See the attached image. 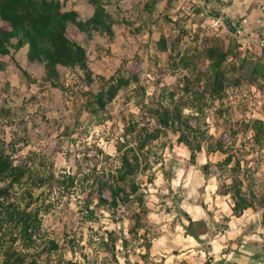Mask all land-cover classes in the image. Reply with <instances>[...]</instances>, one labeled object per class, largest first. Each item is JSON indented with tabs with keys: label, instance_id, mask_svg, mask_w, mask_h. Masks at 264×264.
Returning <instances> with one entry per match:
<instances>
[{
	"label": "rangeland",
	"instance_id": "rangeland-1",
	"mask_svg": "<svg viewBox=\"0 0 264 264\" xmlns=\"http://www.w3.org/2000/svg\"><path fill=\"white\" fill-rule=\"evenodd\" d=\"M90 1L66 0L62 10L85 21L93 11ZM101 3L114 22L112 35L67 27L68 38L85 50L90 81L77 67H58V79L48 80L42 64L27 61L26 46L0 55V152L41 179L38 187L14 186L4 200L16 209L26 206L37 225L25 240L20 226L0 215V264L8 255L10 264H264V140L253 145L248 127L253 120L264 123V86L240 80L213 99L204 85L206 48L226 50L231 43L220 13L231 2ZM251 33L237 39L233 54L264 63V33ZM227 74L238 75L230 68ZM111 77L129 84L93 112L92 95ZM174 104L186 118L183 131L201 148L194 161L179 133L161 129L152 113ZM129 124L137 130L125 133ZM155 129L161 130L157 138L138 150L142 136L136 132ZM219 144L227 154L244 145L233 154L240 163L235 174L229 169L235 160L228 168L220 165L226 154L216 150ZM131 147L145 167L135 175L143 205L109 208L100 199L110 200L106 184ZM232 175L252 205L238 219L231 213Z\"/></svg>",
	"mask_w": 264,
	"mask_h": 264
},
{
	"label": "trees",
	"instance_id": "trees-1",
	"mask_svg": "<svg viewBox=\"0 0 264 264\" xmlns=\"http://www.w3.org/2000/svg\"><path fill=\"white\" fill-rule=\"evenodd\" d=\"M65 2L66 0H62V2L61 0H0V22L2 23L0 26V55H9V48H12L15 52L27 46V61L42 64L48 80L54 81L58 79V67L69 69L77 67L85 72L87 79L90 81V71L87 67L85 50L80 44L68 38V24L74 25L79 31H95L100 34L112 35L114 22L105 10L101 0L90 1L93 11L85 21H78L75 11L62 10ZM225 24L229 32L231 34L234 33V27L228 21H225ZM13 40L14 43H12ZM158 45L160 46V50H165L163 38L159 40ZM239 46L237 38L232 36L228 49L210 46L205 50V56L209 63L205 73L204 85L213 99L221 98L224 95L226 87L237 85L240 83V80L251 84L261 82L264 86V63L245 56L242 58L235 57L233 49ZM229 58L236 61L228 65L226 63ZM188 60L187 56H183L180 62L184 67H187ZM2 66L3 63L0 61V70ZM228 68L237 72V77L235 75L229 77L227 74ZM128 84L129 80L124 77H111L106 80V86L92 95L93 103H91V106H95L93 112L104 109L115 98L119 90ZM152 113L161 129H173L179 133L178 142L191 152L190 159L194 161L195 152L200 151L201 148L193 145L188 139V135L183 131V127L187 126V123L178 106L174 104L172 109L169 107L154 109ZM248 124V127L253 132L252 144L258 147L262 146L264 140L263 121L253 120ZM135 130H137V126L129 124L125 129V133H132ZM160 131V129H155L149 133L145 130L141 135L139 131L136 132V135L142 136L139 138L141 142L137 149L141 150L144 148L146 142L156 139ZM121 149L122 147H117L116 151L121 152ZM242 149H244V145H241L235 152L240 153ZM216 150L226 154L220 165L228 168L233 163V160H235L234 155L236 153L227 154L220 144ZM129 155L131 156L129 157ZM119 160L120 165L116 169V174L112 175L111 183L106 184L110 200L100 199V202L106 204L109 208H116L120 204L124 205L134 201L138 206L142 207L144 196L142 193H139L140 186L135 181V175L145 167L143 169L140 167L138 156L132 147L126 150V152H122ZM205 167L203 166V168ZM229 169L233 174L238 172L240 170L239 161L235 160L234 165ZM231 180L230 192L233 200L231 213L233 217L238 218L243 211L251 208L252 205L242 194L239 188L241 186L239 179L232 175ZM0 181L6 183L5 186H0V215L5 214L8 220L20 226L19 229L22 237L28 240L30 239L32 230L37 225L36 217L27 211L26 206L22 210L16 209L14 206L10 207L9 204L5 205L4 200H6L14 186L21 185L22 183L26 185L27 182L40 184L41 179L38 175H32L29 169L25 167L14 166L9 157L0 152ZM36 184L33 186L38 187L39 185ZM26 194L30 195L29 192H26ZM132 196L133 199L131 198ZM186 231L188 236L200 242L198 235L190 227H186ZM52 246L55 247L54 243H52ZM9 262L10 257L8 255L4 264H10ZM177 264L186 263L180 262Z\"/></svg>",
	"mask_w": 264,
	"mask_h": 264
},
{
	"label": "crops",
	"instance_id": "crops-1",
	"mask_svg": "<svg viewBox=\"0 0 264 264\" xmlns=\"http://www.w3.org/2000/svg\"><path fill=\"white\" fill-rule=\"evenodd\" d=\"M229 1L231 4L227 3V5L220 10L222 16L225 17L233 27L240 23L242 19H246L248 23L246 24V30H249V32L256 30L254 23L257 19L261 20L263 17V14L259 11L257 3L250 0ZM222 16L221 18H223Z\"/></svg>",
	"mask_w": 264,
	"mask_h": 264
},
{
	"label": "built area",
	"instance_id": "built-area-1",
	"mask_svg": "<svg viewBox=\"0 0 264 264\" xmlns=\"http://www.w3.org/2000/svg\"><path fill=\"white\" fill-rule=\"evenodd\" d=\"M250 1H254L257 3L259 11L263 14L262 19H257L256 22L254 23V27L256 28V30H254V32H260V33H264V0H250ZM246 24L247 20L246 19H242L240 23L236 24L234 26V33H232V35L237 38L238 40L241 39L242 35L246 34L250 35L251 37L253 36V34L255 33H251L253 31L247 32L246 30ZM261 43L264 42V40H260Z\"/></svg>",
	"mask_w": 264,
	"mask_h": 264
},
{
	"label": "clouds",
	"instance_id": "clouds-1",
	"mask_svg": "<svg viewBox=\"0 0 264 264\" xmlns=\"http://www.w3.org/2000/svg\"><path fill=\"white\" fill-rule=\"evenodd\" d=\"M183 175V172L182 171H178L177 173V176H181ZM159 183V181H157ZM175 183H178V180L174 182ZM215 184V178H213V185ZM212 244H213V247L215 249V252H219L220 251V246L216 243V241H212ZM229 259H231V257H229ZM121 264H123V261H121Z\"/></svg>",
	"mask_w": 264,
	"mask_h": 264
},
{
	"label": "water",
	"instance_id": "water-1",
	"mask_svg": "<svg viewBox=\"0 0 264 264\" xmlns=\"http://www.w3.org/2000/svg\"><path fill=\"white\" fill-rule=\"evenodd\" d=\"M219 20V19H218ZM223 23V22H222ZM223 25L225 26V23H223Z\"/></svg>",
	"mask_w": 264,
	"mask_h": 264
}]
</instances>
